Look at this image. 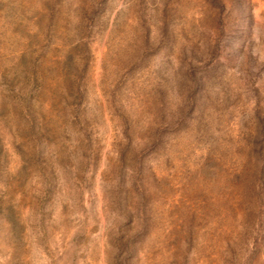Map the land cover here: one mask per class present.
<instances>
[{
    "label": "rangeland",
    "instance_id": "rangeland-1",
    "mask_svg": "<svg viewBox=\"0 0 264 264\" xmlns=\"http://www.w3.org/2000/svg\"><path fill=\"white\" fill-rule=\"evenodd\" d=\"M0 264H264V0H0Z\"/></svg>",
    "mask_w": 264,
    "mask_h": 264
}]
</instances>
